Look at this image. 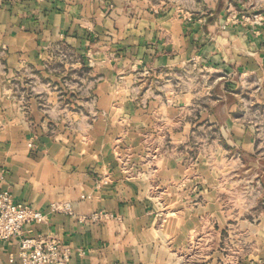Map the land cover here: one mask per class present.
I'll return each instance as SVG.
<instances>
[{"label":"crops","instance_id":"obj_1","mask_svg":"<svg viewBox=\"0 0 264 264\" xmlns=\"http://www.w3.org/2000/svg\"><path fill=\"white\" fill-rule=\"evenodd\" d=\"M263 10L0 0V191L70 207L22 235L68 244L69 264H264L260 127L244 97L264 78V22L231 19ZM18 242L0 243V264H20Z\"/></svg>","mask_w":264,"mask_h":264},{"label":"built area","instance_id":"obj_2","mask_svg":"<svg viewBox=\"0 0 264 264\" xmlns=\"http://www.w3.org/2000/svg\"><path fill=\"white\" fill-rule=\"evenodd\" d=\"M231 19L261 25L264 22V13L241 14L239 18L233 15ZM54 54L61 61H68L71 58L70 52L61 45L55 48ZM52 212L70 214V207L68 204L51 203L49 212H44L27 204L15 202L8 190L0 191V243L14 237L19 238L18 257L20 264H69L72 249L68 244L57 239L22 235L27 224L44 222L48 219L49 213ZM106 215L104 212H97L93 213L90 219L96 221ZM79 253L82 254L83 251L79 249ZM13 260V257L9 258L10 262Z\"/></svg>","mask_w":264,"mask_h":264},{"label":"rangeland","instance_id":"obj_3","mask_svg":"<svg viewBox=\"0 0 264 264\" xmlns=\"http://www.w3.org/2000/svg\"><path fill=\"white\" fill-rule=\"evenodd\" d=\"M246 88H248V90L247 93L244 94V97L246 101H248V111L251 118L255 120L258 124V127H260L258 130V145L260 146L259 162L264 167V78H261L260 80H254L253 78L250 79ZM255 89L257 91L254 93L253 91ZM258 192H260V189L250 188L247 194L249 201H252L254 198H260V194Z\"/></svg>","mask_w":264,"mask_h":264}]
</instances>
